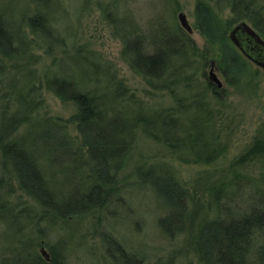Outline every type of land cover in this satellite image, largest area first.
<instances>
[{"label":"rangeland","instance_id":"obj_1","mask_svg":"<svg viewBox=\"0 0 264 264\" xmlns=\"http://www.w3.org/2000/svg\"><path fill=\"white\" fill-rule=\"evenodd\" d=\"M198 1L49 0L43 9L57 39L47 45L27 20L38 1L0 0V11L10 6L13 19L19 20L18 38H23L21 49L11 56L0 52V118H19L14 137L45 119L65 121L78 111L75 102L56 95L49 83L55 79L71 78L83 85L81 89L100 97L101 109H118L129 123L141 116L150 125L158 121V133L140 124L133 127L132 147L116 171L107 208L66 217L48 214L21 189L12 168L0 165V201L10 207L6 215L15 218L11 224L0 217V263L14 260L15 250L26 243L29 258L38 254L42 264H123L108 238L112 236L141 256L143 264H200L195 238L205 223L226 209L244 213L253 203L264 202V65L230 37L250 64L243 79L230 83L218 53L197 27ZM223 17H232L231 11L226 9ZM242 21L254 28L250 20ZM178 27L197 48L199 56L191 65L199 70V81L176 90L177 85L159 80L154 88L133 68L125 51L127 36L138 34L144 50L153 52L156 39ZM212 71L221 87L211 78ZM204 73L218 92L206 89ZM195 93L200 96L197 104ZM183 95L188 97L184 107L177 100ZM166 128L176 130L172 145L162 136ZM61 133L76 143L82 140L73 124ZM157 177L178 184L184 207H173L158 193L153 186ZM57 179L63 184L65 176ZM166 216L173 217L172 235L159 225ZM108 248L116 257L108 255Z\"/></svg>","mask_w":264,"mask_h":264},{"label":"trees","instance_id":"obj_2","mask_svg":"<svg viewBox=\"0 0 264 264\" xmlns=\"http://www.w3.org/2000/svg\"><path fill=\"white\" fill-rule=\"evenodd\" d=\"M36 1L39 6L27 20L33 34L47 45H52L53 38L54 41L57 38L54 37V29L48 23L47 10L43 9L49 0ZM8 8L7 11L6 9L0 11V52L5 56H11L19 51L20 42L23 41V38L19 39L20 34L17 32L20 28L17 24L19 20L13 19L14 16L10 14L12 9L10 6ZM226 9L231 11L232 17H223ZM244 19L250 20L254 29L264 37V2L198 1L197 27L215 48L220 58L221 69L232 84L243 79V75L250 67L248 60L239 52L229 36L230 28ZM124 32V35H128L126 31ZM171 34L168 36L164 31V36L156 39V49L153 52L144 50L142 38L137 36L138 34L127 36L125 51L129 52L133 68L152 87L157 88L160 80L163 81V85L169 84L171 87L177 85L176 90H180L182 86L190 89L193 84L198 83L200 77L199 70L191 65L192 59L199 56L197 48L180 27L174 28ZM165 35L170 38H164ZM203 75V81L207 82L206 89L218 92L217 87L207 79V75L205 73ZM53 82L49 83L56 95L75 102L78 111L65 121L58 118L45 119L39 126L19 137H14L15 131L12 130L20 125L19 118L12 117L8 120L7 117H1L0 165L5 170L12 168L11 173L21 189L48 214L66 217L79 215L88 208L89 210L107 208L113 192L110 186L115 183L116 171L132 147L133 127L140 124L146 130L153 128L157 132L158 121L151 122L153 125H150L148 119L138 117L140 113L136 121L129 123L118 114V109L106 112L101 109L100 97L90 90L81 89L83 85H75L71 78H64L60 82L55 79ZM193 96L194 104H197L195 101L199 100L200 96L196 93ZM185 99H188L187 95L177 99L180 106L186 105ZM69 124H73L81 135L80 143H76L68 134L61 133L66 131ZM176 130L167 129L162 134L170 145L173 144ZM59 153L61 158L58 157ZM69 156L72 157L71 160ZM60 159L62 164H66V168L58 166L61 163ZM59 176H65V187L64 183L61 184L57 179ZM153 182L158 193L170 201L173 207H184L182 196L178 193L181 189L176 182L158 177ZM3 185L4 179L0 178V187ZM9 208L8 204L0 201L2 214L0 217H6L9 223L14 224L13 215H6ZM172 218L166 216L159 221L161 230L169 235L175 232H170ZM108 238L115 246L114 249L120 252L123 264H143L141 256L129 251L115 237ZM195 248L200 264H264V202L253 203L244 213L236 214L231 209L224 210L223 214L200 228L195 238ZM28 250L27 244L24 243L13 253L14 260L4 259L0 264H42L43 258L38 254H35L34 259L29 258ZM107 253L110 257H116L115 251L109 248ZM52 261L56 263L55 255Z\"/></svg>","mask_w":264,"mask_h":264},{"label":"water","instance_id":"obj_3","mask_svg":"<svg viewBox=\"0 0 264 264\" xmlns=\"http://www.w3.org/2000/svg\"><path fill=\"white\" fill-rule=\"evenodd\" d=\"M180 18L183 24L190 29V26H188L186 22V15L181 13ZM230 37L247 56L264 65V39L250 24L246 21L240 22L231 31ZM211 75V78L221 87L223 85L222 81L213 71L211 72ZM43 253L47 255L44 249Z\"/></svg>","mask_w":264,"mask_h":264}]
</instances>
